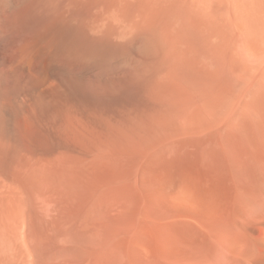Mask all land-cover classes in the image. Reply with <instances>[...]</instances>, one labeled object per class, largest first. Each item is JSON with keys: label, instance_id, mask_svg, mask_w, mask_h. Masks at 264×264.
Wrapping results in <instances>:
<instances>
[{"label": "bare ground", "instance_id": "1", "mask_svg": "<svg viewBox=\"0 0 264 264\" xmlns=\"http://www.w3.org/2000/svg\"><path fill=\"white\" fill-rule=\"evenodd\" d=\"M262 7L0 0V264H264V72L228 83Z\"/></svg>", "mask_w": 264, "mask_h": 264}, {"label": "rangeland", "instance_id": "2", "mask_svg": "<svg viewBox=\"0 0 264 264\" xmlns=\"http://www.w3.org/2000/svg\"><path fill=\"white\" fill-rule=\"evenodd\" d=\"M263 8L264 7L261 8L262 10L259 9V11H261V12L256 11V12L260 13V16L258 15V13L255 14L256 12H253V14H255V15L254 16H252L253 14L251 15V18L253 17L252 21L253 20L255 21L256 18H259L258 20H260V18L262 16L264 17V9ZM262 11H263V14H262ZM232 14H233V15H231V18H232L231 20L233 21V23L231 21V26H232L231 30L232 31L230 30V32H232V34L230 33V40H231L230 42L232 43V44L231 43L230 44H231L232 48H230V49L231 50L233 49V50L231 52L232 54H230V52H229V62H230L229 66L230 65L231 66L229 68V73H228V83H229V86L231 87V89H239L241 86L240 85L241 83H239L240 79L244 75L245 76L248 74L249 75L250 74H252V75L258 74L259 75V73H261L262 71L264 72V23H263L264 19L262 17L261 18L262 20L260 22L257 20L256 22L258 24H256V22L254 23V21L253 22L251 21V23H248L251 18L248 17V20H247V15H246L247 21H245V22L248 24L245 25V27L248 26L249 24L254 25V26L252 28L250 25L249 28L248 27L245 28L244 25H242V24L243 23L246 24V23L241 22V20L239 19L240 18L239 14H237L235 11H233ZM238 20L240 21L241 24L238 23ZM236 22H237V24H236ZM260 23H262V24L259 26ZM238 24H239V26H238ZM255 26H256V28H254ZM243 28H245V29H243ZM251 31H253V32L255 31L254 34H253V32L251 34L250 33ZM239 35H240V37H239ZM231 59L232 60L233 59H236V60L240 59V61L239 60L230 61ZM239 72H241V73L239 74ZM237 74H238V76H237ZM239 75H240V77H239ZM241 75H242V77H241ZM234 79H235V81H234ZM171 132L176 133V130L173 128L170 132H168V129L163 130V131L161 130L160 132L158 131V133L161 135V136L158 135L159 137L157 135H155L154 133L152 135L153 140H151V141L153 143L150 142L149 154L151 155V153H152L151 156L153 157V158L150 157L151 158L150 164H151V168L153 171H157L159 168L161 169L162 168L161 165L165 166V164L168 163L169 160L171 162L176 163L179 160L180 156H182V154H183L182 152H183L184 142L181 140L180 137H178V139H176L177 136H175L176 138L174 136H170V138L173 137L175 139H173V138L170 139L169 136L167 137L166 134L171 133ZM163 137H165V138L162 139ZM166 138L168 139V141L166 140ZM179 139H180V143H178ZM164 140H166V141H164ZM181 142H183V143H181ZM179 147H180V149H179ZM188 154H190L189 151H188ZM168 157H172V158H168ZM174 157H176V158H174ZM165 158H168V159H166L167 161H163V160H165ZM154 164H156V165H154Z\"/></svg>", "mask_w": 264, "mask_h": 264}]
</instances>
